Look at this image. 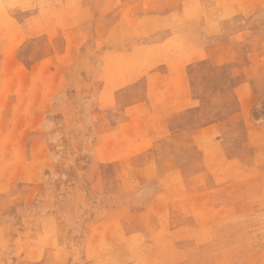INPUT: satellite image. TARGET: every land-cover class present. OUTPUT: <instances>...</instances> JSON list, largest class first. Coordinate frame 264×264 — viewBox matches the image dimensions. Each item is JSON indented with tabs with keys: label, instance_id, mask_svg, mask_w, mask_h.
Wrapping results in <instances>:
<instances>
[{
	"label": "rangeland",
	"instance_id": "rangeland-1",
	"mask_svg": "<svg viewBox=\"0 0 264 264\" xmlns=\"http://www.w3.org/2000/svg\"><path fill=\"white\" fill-rule=\"evenodd\" d=\"M45 12L0 0V264H264V0Z\"/></svg>",
	"mask_w": 264,
	"mask_h": 264
},
{
	"label": "crops",
	"instance_id": "crops-1",
	"mask_svg": "<svg viewBox=\"0 0 264 264\" xmlns=\"http://www.w3.org/2000/svg\"><path fill=\"white\" fill-rule=\"evenodd\" d=\"M107 1L110 0H2L6 12L13 15L14 18L17 17L16 15H27L24 20L18 18L23 23L26 32L27 30L32 31L28 27V23L45 22V16L41 17V15L45 14L46 9L51 5L55 14L53 18L55 22L63 27L67 24L71 28L74 23L79 25L85 23L86 6H92L99 10L105 6Z\"/></svg>",
	"mask_w": 264,
	"mask_h": 264
}]
</instances>
